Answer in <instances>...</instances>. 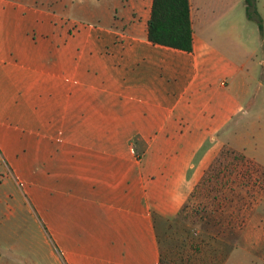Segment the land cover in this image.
I'll return each mask as SVG.
<instances>
[{"label":"crops","instance_id":"0c3cea01","mask_svg":"<svg viewBox=\"0 0 264 264\" xmlns=\"http://www.w3.org/2000/svg\"><path fill=\"white\" fill-rule=\"evenodd\" d=\"M232 1L188 0V53L147 40L152 0H0V205L20 190L58 264H158L153 201L180 206L198 182L218 149L191 163L207 122L214 133L256 110L250 58L216 69L197 56L201 10Z\"/></svg>","mask_w":264,"mask_h":264},{"label":"rangeland","instance_id":"374dc122","mask_svg":"<svg viewBox=\"0 0 264 264\" xmlns=\"http://www.w3.org/2000/svg\"><path fill=\"white\" fill-rule=\"evenodd\" d=\"M196 42L201 67L209 64L217 69L224 63L240 67L246 64V58H250L242 72L245 74L249 68L247 80L244 81L249 95L244 100L255 102L256 110L251 113L249 121H240L241 115H234L232 122L226 127L221 125L214 133L211 131L213 125L207 122V137L197 155H191L194 156L191 163L196 167L197 158L218 147L216 151H212L208 165L219 150L226 146L230 150L241 152L259 166L258 173L248 166L240 167L238 178L227 186L220 210L224 223L209 238L206 260L212 259L215 263L214 253L224 251L227 257L223 264H264V260L260 258L264 256V244L260 248H252V243L257 239L264 241V0H238L236 3L232 1L201 10ZM220 82L221 79L215 74L207 91L210 120L218 117L220 99L223 97L222 89L219 92ZM239 100H243L241 94ZM252 123L255 124L254 128ZM182 125L181 130L184 131L186 121H182ZM170 154L172 152H165L164 157L168 158ZM3 174L2 171L4 178ZM178 177L176 175L175 180ZM192 178L186 175L184 177L188 182ZM189 185L187 183V188ZM169 188L180 190L178 184L169 185ZM11 192L17 198L10 200L9 197H3L0 205V264H58L55 259L58 256L57 248L53 245L50 248L45 242L41 217L29 213L20 190L13 189ZM153 203L152 216L163 231L166 218L171 220L182 204L179 206L178 201L171 199H158ZM7 206L17 210L19 215L10 214ZM228 220L232 224L234 237L225 228ZM234 239V248L230 249ZM258 257L260 261L257 260Z\"/></svg>","mask_w":264,"mask_h":264},{"label":"trees","instance_id":"16d2710c","mask_svg":"<svg viewBox=\"0 0 264 264\" xmlns=\"http://www.w3.org/2000/svg\"><path fill=\"white\" fill-rule=\"evenodd\" d=\"M188 0H152L147 23V40L152 44L192 53L193 30ZM248 166L259 172L256 163L226 146L219 150L193 186L185 202L171 220H165L163 231L154 218L158 245V264H223L227 254L214 253L206 260L209 238L224 223L220 213L225 190L239 176L240 167ZM243 179V178H242ZM232 217V216H230ZM226 230L234 237L231 222ZM236 240L231 242L234 248Z\"/></svg>","mask_w":264,"mask_h":264}]
</instances>
